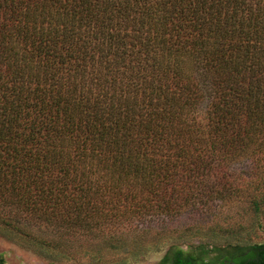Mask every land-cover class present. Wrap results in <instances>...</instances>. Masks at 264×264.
<instances>
[{
  "label": "trees",
  "instance_id": "trees-1",
  "mask_svg": "<svg viewBox=\"0 0 264 264\" xmlns=\"http://www.w3.org/2000/svg\"><path fill=\"white\" fill-rule=\"evenodd\" d=\"M262 156L264 0H0V207L107 232L91 263L148 250L114 234L130 214L223 207L251 184L231 164ZM161 264H264V244Z\"/></svg>",
  "mask_w": 264,
  "mask_h": 264
},
{
  "label": "rangeland",
  "instance_id": "rangeland-1",
  "mask_svg": "<svg viewBox=\"0 0 264 264\" xmlns=\"http://www.w3.org/2000/svg\"><path fill=\"white\" fill-rule=\"evenodd\" d=\"M249 163L250 161L240 160L231 164L232 171L239 173L238 179L246 184L250 181L251 184L247 186L243 184L245 188L229 196L221 208L215 205L202 206L205 200L202 204L197 200L199 207L195 204L187 213L184 212L177 218L163 215L159 218L149 216L143 220L137 215L130 214L129 219L116 228L114 234H120L128 241H135L137 237L144 235L143 241L146 242L144 246L148 250L135 258H128L127 264H161L168 253L177 248L191 255L213 260L234 253L235 246L264 244V156L258 158L257 163L256 161L253 163L254 169ZM253 201L260 204V211L254 210ZM1 212L0 257L4 264H93L90 259L91 253L94 255L98 251L95 244L100 242L103 234H107V232H96L88 236L76 234L75 237L79 241L77 243L74 234L68 238L60 237L53 226L27 213L17 214L0 207ZM1 218L10 219L12 225L22 229L25 234L5 225ZM170 229H175L176 232ZM26 233L29 236H26ZM51 239L64 245L67 242V249L74 254L51 260L46 256L45 250H36L34 246H30L32 241Z\"/></svg>",
  "mask_w": 264,
  "mask_h": 264
}]
</instances>
